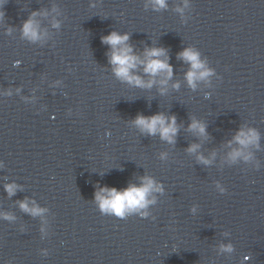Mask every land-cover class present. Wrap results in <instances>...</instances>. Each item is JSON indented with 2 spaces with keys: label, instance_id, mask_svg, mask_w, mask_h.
<instances>
[{
  "label": "clouds",
  "instance_id": "clouds-1",
  "mask_svg": "<svg viewBox=\"0 0 264 264\" xmlns=\"http://www.w3.org/2000/svg\"><path fill=\"white\" fill-rule=\"evenodd\" d=\"M150 3L154 10L165 9L168 7L167 0H150ZM184 6H187V0H185ZM176 11L183 13L182 7H177ZM38 13H32L22 25L23 38L35 42L42 39V35L39 31V25L32 18ZM4 15L0 12V17ZM54 27H58V23H54ZM129 35L127 33L120 34L116 31H112L109 35L102 37V42L110 46L109 63L112 65L115 76L131 85L141 88H151L153 84L157 83L155 79L145 81L141 76L135 74V70L138 66H142L143 72L153 78L161 76L158 81L161 85L160 91L163 94L168 81L172 78L173 69L168 63L167 53L164 48H146L143 52V58L137 55L133 51V47L128 44ZM178 58L182 59L185 63L190 65L189 70L185 73V79L188 85L195 89L196 82L207 80L213 75V70L208 68L206 63L201 60L200 53L191 47L185 48L178 54ZM178 88L179 84L173 85ZM134 125L141 131L148 135L154 136L159 134L162 140L168 143H175V136L178 132L175 116H165L163 113H157L152 116H144L139 114L133 121ZM190 130L197 132L199 135H205V126L199 121L193 119L189 126ZM259 133L254 128L244 129L241 128L233 137V141L239 145L228 153V158L235 162L238 159L249 161L253 158L251 152H245V149L255 146L259 148ZM233 141H230L229 144ZM199 145L193 144L188 148L189 152H196ZM163 158V154L162 157ZM197 159L208 164L210 161L205 159L202 155ZM141 183L129 184L128 187L118 190L115 187H99L95 192V202L98 205L100 212L104 215L115 216L119 219H124L128 215L138 213L141 216H147L145 211L150 204L155 203V199H149L154 192H162V186L158 184L153 178L149 176H143L140 178ZM221 193L226 191L225 188L220 187ZM16 186L9 184L5 186L9 195L14 194ZM20 208L30 213L31 215H39L43 209L39 207H29L27 201L20 203ZM12 219V217H6ZM222 251H232V246L222 245Z\"/></svg>",
  "mask_w": 264,
  "mask_h": 264
}]
</instances>
